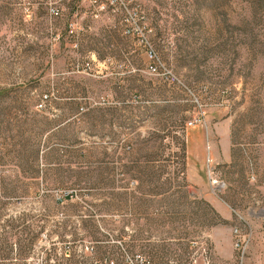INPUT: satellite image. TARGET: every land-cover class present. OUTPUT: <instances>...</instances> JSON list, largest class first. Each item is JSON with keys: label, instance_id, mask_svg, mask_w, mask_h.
<instances>
[{"label": "rangeland", "instance_id": "1", "mask_svg": "<svg viewBox=\"0 0 264 264\" xmlns=\"http://www.w3.org/2000/svg\"><path fill=\"white\" fill-rule=\"evenodd\" d=\"M66 238L262 264L264 0H0V264Z\"/></svg>", "mask_w": 264, "mask_h": 264}, {"label": "built area", "instance_id": "2", "mask_svg": "<svg viewBox=\"0 0 264 264\" xmlns=\"http://www.w3.org/2000/svg\"><path fill=\"white\" fill-rule=\"evenodd\" d=\"M51 14L58 15L57 10H51ZM149 57L154 60L152 55ZM151 73H156L155 64L148 66ZM169 80H176L175 77L166 72ZM237 240L235 247L238 251H245L246 244L249 242L248 237L239 234L238 230H234ZM42 239H46L45 234H42ZM77 261V264H154L153 261L143 254L138 252H130L126 245L121 241H116L112 238L103 241L95 240H75L60 241L52 245H42L33 251L29 257L27 264H70V261ZM166 264H189L181 262H168Z\"/></svg>", "mask_w": 264, "mask_h": 264}, {"label": "crops", "instance_id": "3", "mask_svg": "<svg viewBox=\"0 0 264 264\" xmlns=\"http://www.w3.org/2000/svg\"><path fill=\"white\" fill-rule=\"evenodd\" d=\"M263 253H264V250H263ZM262 264H264V254H263V260H262Z\"/></svg>", "mask_w": 264, "mask_h": 264}]
</instances>
